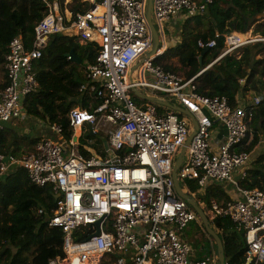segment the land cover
<instances>
[{"label":"built area","instance_id":"built-area-1","mask_svg":"<svg viewBox=\"0 0 264 264\" xmlns=\"http://www.w3.org/2000/svg\"><path fill=\"white\" fill-rule=\"evenodd\" d=\"M44 2L48 12L34 28L32 48L27 49L20 37L9 45L4 65L9 84L0 92V132L25 118V100L39 89L35 65L52 37L99 48L96 62L85 69L87 81L80 92L100 103L93 107L92 102V110L70 112L71 136L53 125L55 137L42 138L33 153L0 154V178L24 169L32 184L51 187L55 194L49 227L62 231L63 246L62 255L49 264H217L215 258L193 259L180 235L200 220L178 195L173 177L177 157L190 137L177 173L179 182L196 181L203 190L212 183L235 188L237 195L231 200L211 202L213 218H229L234 231L244 234V264H264V192L240 187L251 161L244 148L253 141L249 124L263 98L234 108L224 96L199 94L196 84L221 58L264 45V37L255 31L231 32L199 40L200 50L215 49L220 37L224 47L217 59L187 80L154 66L159 52L147 57L153 43L147 0H94L88 12L65 13L57 4ZM206 6L201 0H153V22L162 41L166 42L165 23L183 13L202 15ZM139 62L141 80L130 82V70ZM145 72L154 80L147 81ZM141 87L169 96L196 118L197 128L173 110L161 113L155 105L139 107L132 92ZM217 125L225 135L215 144L211 134ZM97 135L107 141L100 152L90 146ZM85 230L91 233L89 238L75 242L74 234Z\"/></svg>","mask_w":264,"mask_h":264},{"label":"trees","instance_id":"trees-1","mask_svg":"<svg viewBox=\"0 0 264 264\" xmlns=\"http://www.w3.org/2000/svg\"><path fill=\"white\" fill-rule=\"evenodd\" d=\"M60 1L63 6V0ZM201 1L207 5L206 11L202 15L189 17L181 34L182 42L177 47H168L153 61L154 66L166 72H183V78L187 80L197 76L217 59L224 47V38L220 37L217 47L203 55V50L197 45L199 40L214 39L216 34L223 36L231 32L247 34L250 19L264 13V0ZM91 8L89 4L75 2L71 11L88 12ZM47 12L44 0H0V92L9 84L4 65L11 41L20 37L26 48L31 49L34 28ZM255 33L264 37V23ZM98 50L95 44L80 45L69 37L55 36L50 39L42 58L35 65L39 89L25 100V118L10 122L0 132V154L21 157L33 153L42 139L32 138L31 132L25 133L29 131H26L28 124L33 126V122H43L49 128L60 126L65 135L71 136L70 112L75 108L92 110V102L93 107L100 103L93 95L80 92V87L87 81L84 69L96 62ZM72 51L81 59V64L68 59ZM173 59H178L179 67L174 66L171 62ZM196 84L199 94L224 96L234 108L248 93L253 94L254 98H263L253 111L249 124L253 130V141L244 148L251 154V161L240 187L264 192V149L256 151L264 138V45L250 46L239 55L221 58L196 79ZM163 108L159 106V112ZM179 116L184 117L182 114ZM16 122L19 123L17 126ZM181 182L180 179L183 187ZM183 183L196 203L204 204L207 208H211L213 200L220 202L230 199L222 184H209L201 192L197 183ZM55 209L56 198L52 188L32 184L24 169H13L0 178V264H49L51 259L61 256L63 233L60 229L49 227V216ZM40 210L43 214H39ZM210 223L224 244L226 263L244 264L247 249L244 234L234 231L229 218H210ZM202 229L207 236L205 229ZM90 235L87 230L78 231L74 234V240L82 242Z\"/></svg>","mask_w":264,"mask_h":264},{"label":"crops","instance_id":"crops-1","mask_svg":"<svg viewBox=\"0 0 264 264\" xmlns=\"http://www.w3.org/2000/svg\"><path fill=\"white\" fill-rule=\"evenodd\" d=\"M93 1L94 0H63L62 2H63V6H61V1L60 0H53V3H55V4H57L58 5V7H59V9H60V11L61 12H64L65 13V11L66 12H70L71 11V6L75 3V2H80V3H82V4H89V5H91L92 6V3H93ZM96 1V0H95ZM63 7V8H62ZM72 12V11H71ZM183 16V18H185V20L187 21L188 19H189V17L187 16V14L186 13H183L182 14ZM181 17V18H182ZM180 18V17H179ZM178 18V19H179ZM173 20V19H172ZM171 20V21H172ZM175 20V19H174ZM170 21V22H171ZM186 21H185V23H186ZM170 22H168V23H170ZM176 22V21H175ZM39 23V22H38ZM167 23V24H168ZM185 23L182 25V26H179L180 27V31H179V34H180V32L181 31H183V29L182 28H184V25H185ZM156 28L159 30V28L156 26ZM253 31H255V30H253ZM252 31V29H251V31L250 32H253ZM181 34H182V32H181ZM65 37V36H64ZM81 45V44H80ZM167 47H168V43H167V39H166V42H161V45H160V51H159V53L160 54H163L166 50H167ZM141 64H142V62H139V63H137V64H135L132 68H131V70H130V73H129V76H128V79H129V81L130 82H132V81H134V82H138L139 80H141V77H142V72H141ZM89 65V64H88ZM87 65V66H88ZM87 66L85 67V69L87 68ZM85 69H84V73H85ZM144 77H145V79L147 80V81H153L154 80V77H153V75L152 74H149V73H146L145 72V75H144ZM133 95L135 96V103L139 106V107H143V108H145V107H147L148 105H155V106H157V107H159V106H161V105H159V104H157V103H152V102H150V101H148L146 98H156V99H159V100H162V101H164V102H167L166 100H163V99H161L162 97H161V95H163V94H159V93H157V92H153L152 90H150V89H147V88H137L136 90H134L133 92ZM251 93H248V95H246L244 98H241V100H240V105L239 106H248V105H251L252 103H253V98H254V96H253V94H251ZM133 96V97H134ZM163 96H167V95H163ZM169 97V96H168ZM170 98V97H169ZM167 103H169V102H167ZM170 104H172V105H174V106H177V107H179L178 106V104L174 101V104L173 103H170ZM161 107H163V106H161ZM163 111L161 112V113H164V112H166V111H168V110H170L169 108H167V107H164L163 109H162ZM184 116V118H186V119H188V121L192 124V126H193V128H194V122H193V120L190 118V117H188V116H185V115H183ZM51 128V127H50ZM49 128V129H50ZM28 132V131H27ZM212 142H214L215 144H216V142H221L222 140H223V138H222V136L223 135H225V132H224V130L221 128V127H219L218 125L217 126H215V128L213 129V131H212ZM98 138V139H100V142H101V144L104 146V147H106L105 146V144H104V140H106L105 138H102L103 136H101V135H97V136H94V138ZM43 138V137H42ZM264 141H261L260 143H259V145L260 146H258L257 148H256V151H258V150H261V149H263V147H262V143H263ZM177 159H178V157H177ZM177 161V160H176ZM176 165V164H175ZM242 174V172H238L237 174H236V176L237 177H240V175ZM206 189V188H205ZM223 189L226 191V194H228V196H229V200H231V198H234L237 194H236V191H235V188H232L231 186H228V185H223ZM182 190H183V192L185 193V194H187V195H189L190 196V194L188 193V191H187V189L186 188H184V187H182ZM214 201V200H213ZM221 202H223V201H220V203ZM199 206V205H198ZM203 211H204V209L201 207V206H199ZM205 212V211H204ZM206 213V212H205ZM206 215L208 216V214L206 213ZM208 218L210 219V217L208 216ZM200 222H197L196 224H195V232L192 234V235H188L186 232H185V230L184 231H182V232H180V235H181V238L191 247V249H192V258L193 259H195V260H206V259H208V258H215L216 260H217V264H220V259H219V249H218V246H217V243L215 242V240L211 237V236H209L208 235V233H207V236H205L203 233H202V228H204L205 229V226H204V224H203V222H202V220L200 219L199 220ZM210 226H211V228L214 230V226L210 223ZM206 231V230H205ZM215 231V230H214ZM216 232V231H215ZM217 233V232H216ZM205 241V243H203ZM224 256H225V254H224ZM225 258V257H224ZM224 261H225V263L224 264H227L226 263V259H224Z\"/></svg>","mask_w":264,"mask_h":264},{"label":"water","instance_id":"water-1","mask_svg":"<svg viewBox=\"0 0 264 264\" xmlns=\"http://www.w3.org/2000/svg\"><path fill=\"white\" fill-rule=\"evenodd\" d=\"M152 7H153V0H147L146 17H147L148 26H149V29H150V32L152 35V40H153L151 51L148 53L147 57H152V56L157 55L158 52L160 51V45L162 42L161 34L159 33V30L156 28V26L153 22ZM95 8H96V6L94 5L93 9H95ZM260 19H264V13H259L256 16H254L252 19H250V21L248 22L247 31L250 32L251 29L254 28L255 24L258 23L257 21ZM207 51H208V49L203 50V52H202L203 55ZM160 55H162V54H160ZM160 55L158 54V56H160ZM158 56H156L155 58H157ZM68 57H71L72 61L77 62L78 64L82 63L81 59L77 57V55L75 54L74 51H72ZM146 99L152 103H157L163 107H167L170 110L177 112L178 114H182V115L190 117L194 122V128H197V125H198L197 120L189 111H187L181 107L174 106L170 103L164 102L162 100L156 99V98H146ZM190 141H191V137L187 141L186 145L182 148V150L178 156V159L176 161L174 174H173L174 181H175V188H176V191H177L178 195L180 196V198L185 200L196 211L197 215L202 220V222L205 226L206 232L217 243V246L219 249L220 264H224L225 263V261H224V259H225L224 258L225 257L224 256V244H223L222 240L219 238L218 234L211 228L210 219L208 218L206 213L198 206V204L196 203V200L194 198H191L189 195H187L183 192L182 187L180 185V182L177 178V173L181 169V166L184 162V158H185L188 146L190 144ZM104 144H105V146H107L106 140H104Z\"/></svg>","mask_w":264,"mask_h":264},{"label":"rangeland","instance_id":"rangeland-1","mask_svg":"<svg viewBox=\"0 0 264 264\" xmlns=\"http://www.w3.org/2000/svg\"><path fill=\"white\" fill-rule=\"evenodd\" d=\"M182 16H183L182 14L178 15L176 18H174L175 20L173 19L170 23H168V24L165 23L164 26H163L164 32H165V35H166L165 41L167 39L168 47H177L182 42V38H181V32L182 31L179 34V31H180V27L179 26H182L185 23V21H186L185 18H183ZM257 22L258 23L255 24V26L252 29V31L253 30H256V31L257 30H260L261 29V24L264 23V19H260ZM143 59H145V57H143L141 59V61ZM171 62L174 64V66L179 67L178 59H173V60H171ZM176 74L179 75L180 77H184V74L181 71L176 72ZM161 97H162L161 99L166 100L167 102L174 104V100L171 99V98H169L168 96L161 95ZM254 99L255 98H253V100ZM18 124L19 123L16 122L15 125L17 126ZM24 127H26V126H24ZM27 130H29V131L28 132H25V133L30 134L29 132H31L30 135L32 136V138H41V137H43V138H51L52 137L53 138V137H55V135L53 134V132L51 131V129H49V127L46 126L45 123H43V122H36V123L33 122V126H32V124H28V128H26V131ZM92 140H93V143H91L90 146L92 148H94L96 151L100 152L102 150V148H104L103 145L100 142V139H98L96 137L95 138L93 137ZM261 141H264V138L263 137H262ZM262 147L264 149V142L262 143ZM178 172H180V170ZM190 183H197V182L196 181H191ZM181 184L183 185L184 188L187 189L188 193L190 195H192L191 194V191L188 189V187L185 186V184L183 182H181ZM200 189H201V192L204 191L202 188H200ZM198 204L200 206H202V208L204 209V211L212 219L213 218V213L211 211V208H207L206 205L200 204L199 202H198ZM196 223L197 222L192 223L191 225H189V227L187 229H185V232L188 235H192L195 232V224ZM203 243H205V241Z\"/></svg>","mask_w":264,"mask_h":264}]
</instances>
